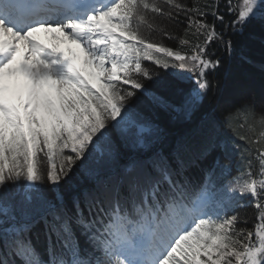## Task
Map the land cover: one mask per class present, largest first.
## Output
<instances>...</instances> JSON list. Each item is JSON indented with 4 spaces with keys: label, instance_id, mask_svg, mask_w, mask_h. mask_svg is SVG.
I'll use <instances>...</instances> for the list:
<instances>
[{
    "label": "snow or ice",
    "instance_id": "6c2138e0",
    "mask_svg": "<svg viewBox=\"0 0 264 264\" xmlns=\"http://www.w3.org/2000/svg\"><path fill=\"white\" fill-rule=\"evenodd\" d=\"M254 21L264 25V0H0V264H264V100L223 103L214 78L219 47L234 51L229 32ZM171 90L186 119L206 97L223 109V135L211 126L201 156L219 149L229 163L197 186L184 146L154 149L160 130L135 107L173 109ZM122 147L133 153L124 165ZM98 153L107 172L89 170ZM81 170L92 187L69 208L62 188ZM246 196L251 227L238 211Z\"/></svg>",
    "mask_w": 264,
    "mask_h": 264
},
{
    "label": "trees",
    "instance_id": "16d2710c",
    "mask_svg": "<svg viewBox=\"0 0 264 264\" xmlns=\"http://www.w3.org/2000/svg\"><path fill=\"white\" fill-rule=\"evenodd\" d=\"M222 11V9H221ZM256 23H254L255 26ZM183 27L184 25H181L180 28L176 29V33L180 36L183 35ZM260 27V26H258ZM250 35L254 38H258L260 40L261 36H256V35H252L251 31L249 28L246 29L244 37L247 38V40L250 37ZM257 39L254 42H249L250 46H251V57L250 58H257L259 60L264 59V47H262L263 43L262 40L261 42ZM165 43L166 44H173V48H179L180 45L177 41H172V40H168L167 38H165ZM262 43V44H261ZM249 46H242V50L243 52L240 54V52L238 53L239 57L242 59H249V52L250 49L248 48ZM234 61L238 62V65L242 64L243 61L239 60V58L234 59ZM235 65H233L232 69L234 68ZM242 66V65H241ZM264 66V65H263ZM161 71L162 75H166V72L164 70H159ZM242 71V72H241ZM258 73L256 71V69L250 67L249 65L244 64L242 67V70H235V72H233V75H229V79H228V85L227 87L224 86V88H221L222 90V94H221V98L223 103H229L231 105H238L243 99L251 97V96H255L257 100H264V91L261 94V90L259 88L261 85L257 82L253 83L252 80L255 77V74ZM259 74V73H258ZM185 75H187L185 73ZM152 83V82H151ZM177 86L179 88H181L182 84L177 81L176 82ZM264 86V85H263ZM158 91V89L156 90ZM168 96V99L170 101V103L174 106L173 109H169V110H165L164 108L161 107H154L150 104H148L145 101H141L139 104H137L136 110L140 113L141 116V120L142 122H147L149 124H151L154 127H158L160 130V134L158 137L153 138V146L154 149H158L163 151L165 154H169L167 151L163 150V148H161V146L159 147L158 142L161 138L164 137V129L161 126H157L155 124L154 121L157 122H161L162 124L165 123L167 118H173L175 119L177 116V119H181L182 121H185V117L183 115V109H179L177 110L175 105L173 104V100L176 99V97L178 96V91L176 90H171L165 93ZM153 108V109H152ZM216 108H214L215 110ZM259 106H258V111H259ZM218 112H221L222 117L224 119L223 116V110L222 108H217ZM217 123V118L216 116H214L213 112H201V114L198 116L197 118V124L194 127L195 128V135H196V142L193 143L191 141L186 142V138L190 135H192L191 131L185 135L182 136V138L178 139L177 142L174 144V146L176 144H181L184 146L185 148V152H184V157H189L193 160H195V155L193 153V149L192 147H199V149L197 148V153L200 155L201 151H202V147H203V136L206 132L210 131L207 128L210 126H213ZM218 124V123H217ZM221 135H223L222 132H220ZM229 137L231 134H228ZM166 141V140H165ZM231 153V159H235L237 156V153L233 150H230ZM121 154H122V158L120 160V164L124 165L128 162L129 158L133 156V153L129 152L126 148H121ZM78 165L77 167L79 166ZM238 162L236 164V168H237ZM96 168H103L106 170H108L109 168V163H108V157L106 155H101V154H97V156L94 158L93 161L90 162L89 164V170H94ZM73 171H76V169L74 168ZM218 173H220V170L217 169ZM85 188H91V184L87 179V176L85 175L84 170H81L79 172H77L73 183L71 185V187L65 186L62 188V191L64 193V197H65V201L68 204V207L71 208L72 207V198L75 195H78L79 192ZM251 197L250 196H246L244 198V202L247 205L244 208L239 209L238 211L240 212V215L242 216H247L249 218V227H251V221H254L257 217V212L256 209L254 207L253 204L250 203L251 201ZM42 224H39V226H41ZM43 226V225H42ZM81 243L83 244V237H81Z\"/></svg>",
    "mask_w": 264,
    "mask_h": 264
},
{
    "label": "rangeland",
    "instance_id": "374dc122",
    "mask_svg": "<svg viewBox=\"0 0 264 264\" xmlns=\"http://www.w3.org/2000/svg\"><path fill=\"white\" fill-rule=\"evenodd\" d=\"M55 43V42H54ZM52 46V45H51ZM50 46V47H51ZM68 55H71V53H67ZM24 58V57H23ZM257 76H259V75H257ZM257 76L255 75V79H253L252 80V82L253 83H255V81H256V79H257ZM257 81H258V83L261 85L260 87H262V88H259V89H262L260 92H261V94L263 93V91H264V78L263 77H260V79H257ZM153 109V108H152Z\"/></svg>",
    "mask_w": 264,
    "mask_h": 264
}]
</instances>
